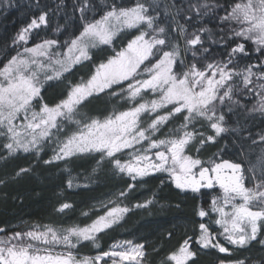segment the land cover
Wrapping results in <instances>:
<instances>
[{
	"label": "snow or ice",
	"instance_id": "snow-or-ice-1",
	"mask_svg": "<svg viewBox=\"0 0 264 264\" xmlns=\"http://www.w3.org/2000/svg\"><path fill=\"white\" fill-rule=\"evenodd\" d=\"M101 3L102 8L93 0H74L71 8L79 13L80 23L72 25L62 42L42 38L28 46L34 32L39 36L35 30L50 27L49 12L44 10L13 38L16 53L0 66V141L5 152L0 159L23 153L39 162L48 146L52 155L43 160L45 165L98 154V166L107 162L116 175L130 182L114 197L101 201L103 211L89 223L37 224L0 236V264H148L145 245L132 240L116 241L95 256L81 255L80 248L87 243L99 248L101 233L119 225L133 209L154 205L155 192L131 206L124 201L138 186L143 187L147 177L158 174L161 185L166 177L181 192L203 196L202 189H208L214 193L208 209H196L198 228L186 234L160 264H196L200 252L211 250L232 255L227 245L244 249L256 242L264 247V130L257 139L251 133L243 135L239 120L231 128L239 135L233 142L241 156L247 158L245 141H251L250 150L252 145L261 148L248 167L239 160L223 159L221 152L207 159L200 156L206 145H215L230 131L231 117L225 109L232 115H236L235 107L259 114L264 123V0ZM67 7L65 0H59L52 11L67 14ZM97 12L102 13L99 18H95ZM68 19L72 17L65 25H57L55 33L67 29ZM209 23L219 31L210 29ZM132 30V38L117 50L116 38ZM209 41L225 48L221 59L212 56ZM246 42L258 53L257 63L241 67V56H251ZM101 46L111 47L114 55L94 64L87 79L69 80L66 95L49 104L46 87L63 82L77 66L92 61L93 50ZM250 94L255 103L248 108L241 104V97ZM103 97L127 107L114 106L103 116L82 113L92 99ZM178 117H182L179 126L161 134ZM197 124L210 131L198 129ZM32 170L22 167L12 179ZM74 182L69 176L68 188ZM72 207L61 202L55 211L63 214ZM81 215L88 217L89 212ZM206 218L219 231L213 232ZM229 264H246V260Z\"/></svg>",
	"mask_w": 264,
	"mask_h": 264
},
{
	"label": "trees",
	"instance_id": "trees-1",
	"mask_svg": "<svg viewBox=\"0 0 264 264\" xmlns=\"http://www.w3.org/2000/svg\"><path fill=\"white\" fill-rule=\"evenodd\" d=\"M74 0H65L67 14L60 12L55 14L52 9L59 3V0H0V66L6 62L11 55H15L16 48L12 44L13 38L19 30L26 26L34 16H38L42 10L49 12L50 27L48 29L35 30L39 32V36L33 33L28 46L40 42L42 38H58L61 42L68 32L72 31V25H79V13H73L71 5ZM93 2L103 7L101 0H93ZM111 2V0H109ZM118 4L124 6H132L136 0H115ZM151 2V0H146ZM179 2V0H177ZM221 4H231L233 0H219ZM101 12L95 14V18H99ZM223 15V11H220ZM162 15V13H161ZM93 14L89 13L92 18ZM68 17V27L62 30L60 34L55 33L54 29L57 25H65ZM213 31L218 32L214 23L207 25ZM191 30V29H190ZM135 34V30L131 32L121 33L114 45L117 50L126 46L128 40ZM219 37H217L218 39ZM212 56L221 59L225 53V48L220 44H211ZM234 46V45H233ZM246 46L251 52V56H241V67L247 63H257L254 46L251 42H246ZM22 50V49H21ZM109 55H114L112 48L109 46H101L93 50V60L85 62L84 65L77 66L71 74H67L63 82H52L50 87H46L44 97L49 104L57 103L67 93L68 81L78 82L81 77H87L93 71V65L98 64L101 60H106ZM255 98L251 94L248 97H241V104H247L251 108ZM120 109L126 108L127 104L117 103L115 100H109L107 97L100 99H92L87 106L82 109V113L88 115H106L113 107ZM236 115H232L225 109L226 116H230L227 126L230 131L223 135L215 145H206L201 150L200 156L207 159L214 153L221 152L223 159L230 161L239 160L245 167H248L249 161L255 163L257 156L261 152V148L252 145L251 150L248 145L251 141H245V156L240 155V148L235 144L234 140H239V135L231 131V128L237 126V120L245 128L243 135L247 137L249 133L258 139V133L264 130V123L259 114L249 113L244 109L235 107ZM182 117L173 119L166 126L162 133L167 132L168 128L179 126ZM203 123V122H201ZM200 129V125L196 126ZM202 131H210L207 128L200 129ZM192 154L196 155L195 148L191 149ZM5 155L2 149V141H0V156ZM52 155V147L48 146L41 153V160L37 162L32 155L19 154L7 160L0 159V180L5 183L0 184V228H4L5 232H0V236L10 235L15 231H27L32 225L51 224L55 227H63L72 224L89 223L91 219L101 213L103 210L99 207L101 201H107L108 198L114 197L120 190L127 186L130 181L126 177L116 175L111 165L105 162L98 166L97 160L99 155L73 157L70 161H59L52 165H45L43 160L48 159ZM22 167H31L33 170L23 176L12 179L16 171ZM95 169V171H93ZM69 176L75 178L74 186L70 189L67 186ZM161 175L147 177L143 183V187L138 186L131 197L124 203L131 206L136 202H142L151 196L153 192L156 194V203L147 209H133L128 213L123 221L113 229L100 234L98 241L100 247L96 248L93 253L98 254L106 251L109 246L122 240H132L135 243H143L147 252L148 264H160L163 259L177 243L185 237L188 232H192L194 221L196 218V209L202 206L209 208L212 190L204 189L203 196L195 195L190 192H181L170 183H160ZM75 184L87 187H76ZM216 193L219 189L215 190ZM61 202H68L73 205L66 213H58L55 209ZM89 212L88 217L81 215L82 212ZM172 236L169 237L168 233ZM90 243L80 248V254L91 252L87 247ZM154 249H159L154 251ZM209 259L217 260L222 256L219 254H208Z\"/></svg>",
	"mask_w": 264,
	"mask_h": 264
},
{
	"label": "flooded vegetation",
	"instance_id": "flooded-vegetation-1",
	"mask_svg": "<svg viewBox=\"0 0 264 264\" xmlns=\"http://www.w3.org/2000/svg\"><path fill=\"white\" fill-rule=\"evenodd\" d=\"M202 190H204V189H202ZM196 219L199 220V217H197ZM213 219H214V217H213ZM206 222L209 223V226L213 232L219 231L217 226L214 223H211L210 221H208L207 218H206ZM194 227L198 228V224H194ZM191 234H193V231L192 232L190 231L187 233V235H191ZM262 238H264V237H262ZM178 243H177V245H178ZM176 246L173 247L172 250H174L176 248ZM193 247L198 248L197 245H193ZM227 247H229V249L232 250V255L221 254L216 250H211L210 252H200L198 255L196 264H220V260H224L225 264H229V262H234V261L239 260V259L246 260V264H264V247H262L261 245H259L256 242H253V244L251 246L244 248V249H239V248L233 249V246H231V245H227ZM172 250H170V251H172ZM209 253L214 254V255L220 254L222 257L220 259H217L216 261L211 260V259H209V256H208ZM82 255L95 256L96 254H94L91 251V252H88L87 254H82Z\"/></svg>",
	"mask_w": 264,
	"mask_h": 264
},
{
	"label": "rangeland",
	"instance_id": "rangeland-1",
	"mask_svg": "<svg viewBox=\"0 0 264 264\" xmlns=\"http://www.w3.org/2000/svg\"><path fill=\"white\" fill-rule=\"evenodd\" d=\"M131 38H132V37H131ZM131 38H130V39H131ZM254 102H255V100H254ZM88 249H89L90 251L93 252V251L96 249V247H93V246L91 245V243H90L89 246L87 247V250H88ZM57 250H61V249L58 248ZM81 255H82V254H81Z\"/></svg>",
	"mask_w": 264,
	"mask_h": 264
}]
</instances>
